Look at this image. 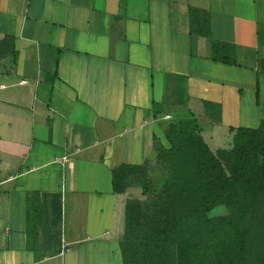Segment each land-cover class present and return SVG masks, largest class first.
<instances>
[{
  "label": "crops",
  "instance_id": "crops-1",
  "mask_svg": "<svg viewBox=\"0 0 264 264\" xmlns=\"http://www.w3.org/2000/svg\"><path fill=\"white\" fill-rule=\"evenodd\" d=\"M189 6L211 12L236 65L189 33ZM263 29L264 0H0V41L14 39L0 59V264H123L126 202L143 193H115L113 169L152 159L155 135L169 146L163 119L196 117L214 152L218 129L259 127ZM168 73L186 76L189 111L155 117ZM29 192L59 197L58 251L27 248Z\"/></svg>",
  "mask_w": 264,
  "mask_h": 264
},
{
  "label": "trees",
  "instance_id": "trees-1",
  "mask_svg": "<svg viewBox=\"0 0 264 264\" xmlns=\"http://www.w3.org/2000/svg\"><path fill=\"white\" fill-rule=\"evenodd\" d=\"M189 33L210 39L211 59L237 64L234 44L212 38L211 12L189 6ZM264 41V29L259 31ZM0 41V59L6 55ZM15 53V51H12ZM264 71L260 60L258 73ZM186 76L166 74V94L155 117L186 106ZM259 103V101H258ZM220 121V105L205 102ZM189 111V110H188ZM165 146L155 135L154 157L113 169V191L140 187L126 202L120 243L123 264H264V119L257 128L231 127L232 145L214 152L194 116L162 121ZM41 194L27 195V248L37 251ZM225 206L227 214L210 215Z\"/></svg>",
  "mask_w": 264,
  "mask_h": 264
},
{
  "label": "rangeland",
  "instance_id": "rangeland-1",
  "mask_svg": "<svg viewBox=\"0 0 264 264\" xmlns=\"http://www.w3.org/2000/svg\"><path fill=\"white\" fill-rule=\"evenodd\" d=\"M188 104L186 106L181 107H175L172 109L171 113H177V112H187L189 110ZM166 114V118L167 115ZM165 116V115H164ZM164 116H161V118H164ZM170 119H163L160 121V123L163 121H168ZM205 128V137L206 139H209V131L208 126H204ZM216 142L218 146L222 148H227L232 145V139L228 138V132L225 130H219L215 134ZM209 141V140H208ZM212 143V142H211ZM210 143V144H211ZM213 145V143L211 144ZM215 146L213 145L212 148ZM41 205V212H40V220L38 227L39 229L42 227V237L39 239L37 243V249L39 251H42L43 253H52L55 251H58L59 249V242L61 240V230L59 229V223H60V200L57 196H45L43 200L40 202ZM227 209L225 206L221 205L216 208H214L210 215L216 216V215H224L227 214Z\"/></svg>",
  "mask_w": 264,
  "mask_h": 264
}]
</instances>
